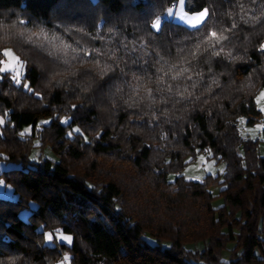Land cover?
I'll return each mask as SVG.
<instances>
[{
  "label": "trees",
  "instance_id": "obj_1",
  "mask_svg": "<svg viewBox=\"0 0 264 264\" xmlns=\"http://www.w3.org/2000/svg\"><path fill=\"white\" fill-rule=\"evenodd\" d=\"M177 1L0 0V61L24 65L0 76V264H264V127L238 128L264 125V0H184L208 9L193 29L165 17ZM203 152L223 172L186 180Z\"/></svg>",
  "mask_w": 264,
  "mask_h": 264
},
{
  "label": "rangeland",
  "instance_id": "obj_2",
  "mask_svg": "<svg viewBox=\"0 0 264 264\" xmlns=\"http://www.w3.org/2000/svg\"><path fill=\"white\" fill-rule=\"evenodd\" d=\"M172 10V15L168 14V10L166 12L165 17L169 20H172L173 22L179 23L187 28L193 29L192 27H189V23H194V22H190L189 20H187V18H185L184 20H181L180 17L182 16H191L194 15L195 13H191V12H187L185 11V7H184V0L183 3L181 2V0H178L177 3L174 5L173 8H170ZM201 25V24H200ZM5 50H11L12 56L16 57L19 61L18 64H15L14 66H10V70L7 72H10L12 74V77L17 75V72L19 73V76L17 77L18 79H22L23 77V73H24V65L23 63L19 60V58L17 57V55L14 53V51L10 48H6L3 50V53ZM1 61L4 62H10L11 61V57H5L4 59H2ZM3 64H0V67H3ZM6 73V72H4ZM3 73H0V76ZM260 94V92H259ZM259 94L257 96H259ZM256 96V97H257ZM256 101V99H255ZM256 105L258 110H260L262 107H264V100H261L259 103H257L256 101ZM264 116V112H261ZM1 121V120H0ZM47 121V120H46ZM63 121H67V120H63ZM44 121H41L39 123V125L37 126V128H40V126L44 123H42ZM1 124V123H0ZM259 126V127H258ZM264 127V125L262 124H257L254 128L247 130L245 128V124L243 120H240L239 124H238V128L242 134V136H246V135H250L251 137L256 136V133L261 130ZM73 128L72 129V133H78L75 132ZM23 134H29L30 133V129L29 128H25L22 131ZM36 145H38V142L36 141L35 143ZM39 150L36 147L33 151H32V155H31V160L36 161L38 160L39 157ZM258 154L260 157L264 158V142H260L258 145ZM201 157H203V160H201ZM42 158H51L54 161H57V159L51 154V152L49 151L48 148H46L43 153H42ZM224 163L223 162H217L215 159H210L209 155L207 152H203V153H199L196 158L192 161V162H188L185 167L182 169L181 171V175L186 179V180H191V181H197L200 182L203 180V178H205L206 176H218L220 175L223 170H224ZM12 168L11 164H5V163H1L0 164V170H6V169H10ZM175 175L170 174L168 176V181H173ZM190 177H199L200 179H190ZM222 189V187L218 186V185H211L209 186L208 190L209 192L212 194V196H214L213 200H212V207L213 208H217L220 207L223 202H222V198L218 196L219 191ZM0 199H6V200H14L15 199V195L13 194L10 186L5 185V183L0 180ZM28 212L26 211H22L20 212V218L22 219H26ZM50 233V232H48ZM46 233V234H48ZM53 234V238H55L58 235H65L62 233H52ZM65 236H69V235H65ZM71 237V236H70ZM145 240L153 243L152 240H150L147 236L145 237ZM58 241V240H57ZM72 241V239H71ZM61 243H65L70 245L71 242H67V241H58ZM48 244H52V242H49ZM166 244V243H165ZM186 249L188 250H200L201 246L200 245H195V246H191L188 245L186 246ZM65 257V256H64ZM64 257L62 259L61 262L57 263V264H68V260H64ZM222 261H228V253L227 252H223L222 254Z\"/></svg>",
  "mask_w": 264,
  "mask_h": 264
},
{
  "label": "snow or ice",
  "instance_id": "obj_3",
  "mask_svg": "<svg viewBox=\"0 0 264 264\" xmlns=\"http://www.w3.org/2000/svg\"><path fill=\"white\" fill-rule=\"evenodd\" d=\"M181 2L183 3V0H181ZM168 14L169 15H172V10L169 9L168 10ZM208 16V9L207 8H204L200 11H197L194 15H191V16H182L180 17L181 20H184L185 18H187V20H189L190 22H194V23H189V27H192V28H196L198 27L205 19L206 17ZM21 24L25 23L23 20L20 21ZM151 28L159 31L160 28H161V22L159 19H157L155 22H153L151 24ZM210 37L213 38L217 43H219V41L221 39H225V37H222V36H218L217 33L215 31L211 32L210 33ZM261 50L264 51V45H261ZM218 54V53H217ZM3 55L5 57H11V61L10 62H4V61H0V64H3L4 66L3 67H0V73H4V72H7L10 70V66H14L15 64H18L19 61L16 57L12 56V53H11V50H5ZM85 55H90V53H85ZM193 56H196L197 53H192ZM186 71V69L184 70ZM167 75V73L165 74ZM183 75V72L181 71H177V74L176 75H173L171 77V79L173 80H177L179 79L181 76ZM19 76V73L17 72V75L12 77V79L14 80V82L19 85L21 83L20 79H18L17 77ZM189 79H191V77H189ZM161 83H163V78H161L160 80ZM23 88L25 89H28V90H31L30 89V85L28 83H24L23 84ZM172 88V85H168V90L170 91ZM148 94L151 95V89L148 90ZM261 100H264V91H261L259 96L256 97V101L257 103H259ZM261 112H264V107H262L260 109ZM66 121H61V123H65ZM0 123H2V121H0ZM44 124H47L48 121H44L42 122ZM259 127V126H258ZM75 132H79L80 129L79 128H76L74 129ZM72 133H69V135H71ZM201 160H203V157H201ZM190 179H200L199 177H190ZM56 240L58 241H67V242H71V237L70 236H65V235H58L55 237ZM45 241L46 242H52L53 241V234L51 233H48V234H45ZM64 260H68V257L65 256L64 257Z\"/></svg>",
  "mask_w": 264,
  "mask_h": 264
},
{
  "label": "built area",
  "instance_id": "obj_4",
  "mask_svg": "<svg viewBox=\"0 0 264 264\" xmlns=\"http://www.w3.org/2000/svg\"><path fill=\"white\" fill-rule=\"evenodd\" d=\"M173 7H174V6H173V4H172L170 8H173ZM157 19H159V20H160V22H162V21H163V18L156 17V18H154V19L152 20L151 24H152L153 22H155Z\"/></svg>",
  "mask_w": 264,
  "mask_h": 264
}]
</instances>
